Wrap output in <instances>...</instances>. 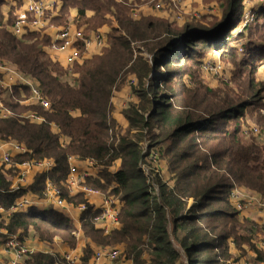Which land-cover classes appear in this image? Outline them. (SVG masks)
<instances>
[{"label": "trees", "instance_id": "1", "mask_svg": "<svg viewBox=\"0 0 264 264\" xmlns=\"http://www.w3.org/2000/svg\"><path fill=\"white\" fill-rule=\"evenodd\" d=\"M216 1L221 10L218 17L206 24L193 21L176 28L158 19L134 22L130 9L115 0H63L60 14L74 9L78 28L96 31L111 24V18L115 21L106 41H110V49L75 63L72 74L77 77L49 58L44 51L49 45L47 38L36 33L14 37L8 30L14 10L6 23L0 11V59L30 76L49 102L48 110L22 106L17 102L21 95L16 92L7 107L15 115L34 110L46 123L0 118V140L24 145L26 153L15 157L19 162L52 159V171L36 176L29 191L42 196L49 179L73 206L85 201L82 195L70 197L65 193L68 158L92 161L100 170L85 185L124 203L121 226L102 238L88 205L80 215L81 230L91 238L99 237V247L123 246L125 258L133 264H231L236 258L230 244L241 251L246 246L255 253L254 261L264 264V250L252 243L257 232H264V226L240 221L229 202L235 188L264 198V144L255 138L246 139L237 121L244 109L257 102L259 82L251 71L245 79L238 74L235 88L226 84L213 89L204 86L199 76L204 56L201 49L227 53L233 62L242 54V67L250 65L254 57L259 58V64L264 63V42L260 41L264 38V7L253 11V23L262 18L256 26L258 40L252 48L246 45L240 51L231 39L243 18V0ZM87 12L92 16L88 18ZM60 19L53 20L59 23ZM242 36L243 30L237 32L236 37ZM133 42H140L148 58L141 52L135 55L130 47ZM79 47L82 51L81 44ZM194 54L196 68L185 70ZM134 56L137 63L127 69L138 66L139 78H150L134 87L138 103L124 112L127 129L123 135H116L112 96L123 84L121 79ZM173 64L180 66L178 73L171 70ZM71 78L74 85L69 84ZM51 124L59 134L51 131ZM154 155L157 165L150 164L149 171L144 170L142 164ZM161 160L169 175L167 181L156 170ZM118 161V169L109 172ZM2 172L0 166V208L6 211L21 193L9 189L10 182ZM37 214L35 207L26 213L0 214V245L14 236L23 239L29 231L43 237L51 231L73 228L62 224L66 220L60 212L42 210ZM90 258H83L82 264H89ZM58 263L65 262L44 253H35L26 262Z\"/></svg>", "mask_w": 264, "mask_h": 264}, {"label": "built area", "instance_id": "2", "mask_svg": "<svg viewBox=\"0 0 264 264\" xmlns=\"http://www.w3.org/2000/svg\"><path fill=\"white\" fill-rule=\"evenodd\" d=\"M174 2L175 0H171ZM0 7L1 16L4 23L7 22L9 13L12 11L13 23L8 26L10 33L17 39H21L29 34L38 33L52 39L48 45V50L52 54L58 55L69 52L65 69L72 72V67L75 63H82L85 60L86 48L93 44L99 50L106 46L107 36L102 32H91L86 34L83 29H71L69 26H64L54 34H48L46 25L55 18L60 17V12L63 5V0H1ZM162 4H156L155 10H161ZM4 9L6 11H4ZM134 21L138 19L137 10H133L130 14ZM178 20L180 17L177 18ZM253 13L244 12L243 18L240 21L241 25L253 21ZM82 45L83 50L80 51L79 45ZM241 51V49H239ZM202 69L206 72L212 71L215 67L208 60H202ZM74 85V81L69 83ZM20 93L21 99L17 102L20 105L29 104L30 106L39 107L43 110H48L49 102L42 95L37 85L33 82L30 76L22 74L17 67L0 59V118L8 119L15 117V113L7 107V104L14 99L15 93ZM26 93V95H24ZM121 106V105H120ZM20 118L31 124L45 123V118L34 110L25 112ZM55 128L54 125H50ZM59 132V131H58ZM259 128L251 126L243 132L244 137H257ZM26 153L24 145L14 142H5L0 140V166L4 169L13 168L16 177L12 185L9 187L11 191H19L20 187L27 184V177L32 171L38 174H48L55 166L52 159L42 160H24L15 162L14 158ZM156 159V155L152 156ZM69 173L65 180V191L73 197L78 194L83 196L84 204L73 206L67 203L63 198L62 190L54 186L47 179L43 191V199L39 196L31 195L29 197L17 198L14 205L8 210L0 208V214L11 215L13 213H26L29 208L35 207L38 210H43V205L58 207L66 211L74 210L75 214L71 220V226L75 227L80 222V215L87 210V206H91V211L95 214L93 222L105 224L111 230L120 228L119 216L124 203L118 197L107 195L99 190L92 189L85 185L89 178H96L94 172V163L90 160L81 161L74 156L68 158ZM85 164L83 168L78 167ZM92 197H98V203L92 201ZM229 202L232 208L240 214L247 208H255L258 212L264 215V198L258 196L254 192L245 189H233L229 195ZM76 222V223H74ZM35 253L49 254L48 252L38 251L37 248L27 245L22 239L16 236L9 238L4 244L0 245V264H26ZM61 259L66 264H80V256L76 251H69L61 254ZM89 264H133L127 260L123 254L122 248L119 247H98L94 250Z\"/></svg>", "mask_w": 264, "mask_h": 264}, {"label": "rangeland", "instance_id": "3", "mask_svg": "<svg viewBox=\"0 0 264 264\" xmlns=\"http://www.w3.org/2000/svg\"><path fill=\"white\" fill-rule=\"evenodd\" d=\"M60 16H61V19L57 22H59V24L62 25L63 27L67 26L65 24V20H66L67 15L66 14L65 15L60 14ZM181 20H182V18H181ZM181 20H179V21H181ZM254 21L255 20L247 22L245 25H241L239 23L237 28H236V31H234L232 33L234 38L231 39V42L234 46H238V49L241 47L245 48L246 45H249V48H252L254 46L253 45L254 40H258L256 38L258 35V29L256 28V26H258L262 22V18L260 19L259 22L253 23ZM263 21H264V18H263ZM205 23H208V21ZM185 24H186V22L183 23L181 26H184ZM249 24H251V25L247 29H244ZM55 25H56L55 22L50 21L46 25V30L51 29L52 26H55ZM176 28H180V27H178L176 25ZM242 30H243V36L241 38L236 37L237 32H239V31L241 32ZM86 32H89V31H86ZM93 32H95V31H93ZM36 34H38V33H36ZM249 39H250V42H249ZM261 39L262 40H260V41L264 42V38H261ZM130 47L133 49L135 55L139 52L137 50V48H141L142 51H144L143 48L141 47L140 42H133L130 45ZM196 47L198 48V46H196ZM108 49H110V41L109 40H108L106 46L100 51V54L104 53ZM201 52L204 53L202 60H208L215 67L214 70L208 71V72L204 71L201 67V70L199 72V76H200L202 84L206 87L216 89L218 87H222L223 85L227 84L228 86L235 88L234 82L236 81L239 73L242 74V78L245 79L248 72H251V71L254 72V77L259 82L258 83V86H259L258 89L261 91H259V93H258V97L256 98L257 102L255 103V105L252 107H248V108L244 109L241 117L237 121L240 122L241 125L243 126V129H242L243 132L245 130H247L248 128H250L251 126L258 127L260 130L259 135L257 137L250 136L247 139L255 138L258 142L264 144V81H262L260 79V75L264 73V70L259 69V67H260L259 58L254 57L252 59V61H250V65H247L246 67H242L241 63H240V58H241L242 54L238 55L237 60L235 62H233L232 60H230V57L226 56L227 53H226V55H221L222 51H220V52H204L201 49ZM245 53H246V51L243 54H245ZM135 58H136V56L133 57V59L130 61V63L126 67V71L123 75V78L121 79L123 84L121 85V87L117 88L113 92V96H112V106H113L112 116H114L115 113L119 114V116H117L116 119L114 118L116 121V125L113 126V131L116 135H123L124 131L127 129V122L123 116L124 112L128 109L129 105L138 103L136 95L133 91L134 87H136L138 85L140 86V84H142V83L146 84V82H148L149 78H150V77H148L147 79H145V78L140 79L139 78L140 69L138 68V66H137V68L135 67V69L133 68L134 70L133 69H127L132 63H137ZM196 60H197L196 54L192 55V58L187 60V63H186L187 66H186L185 70L196 68L193 65ZM202 60H201V66H202ZM234 64L236 65V67H234ZM170 68L174 72L178 73L180 66L173 64L170 66ZM161 70L164 71V68L163 69L161 68ZM70 74H72V72ZM72 76L77 77L76 73L72 74ZM64 80H66V79H64ZM69 80H72V78ZM232 80H233V83H232ZM70 82H72V81H69V83ZM23 160H21V161H23ZM155 160L149 159L147 161L148 163L142 164V168L146 171H149V165L150 164H154L155 166L157 165L156 163H154ZM14 161L19 162L15 158H14ZM119 166H120V161L116 162L113 166V169H109V172H113L114 170L118 169ZM3 169H4V167H3ZM99 170L100 169H98V168H94V172L96 173V177H97V172ZM156 170L159 173L161 170L164 171V174L161 176V178L164 179L165 181L169 180V176L166 172L165 162L163 160L158 162V166H157ZM5 173L7 174V176H9L11 181L16 177V173H15V170L13 168H10V169L5 168ZM36 176H38V174H36ZM32 184L33 183L26 184L25 186L20 187L19 192L21 193V195L18 197L19 199L33 195V193H30L31 191H29V187ZM100 192H102V191H100ZM65 193H66V191H65ZM102 193H104V192H102ZM39 197L43 199V195L39 196ZM79 199H82V198L79 197ZM50 210L55 211V212H60V215L62 217H64L66 220V221H62V224L64 226H67V227L71 226L72 221L68 220L67 218H72V216L75 214L74 210H70L66 213L65 210L60 209L58 207H53V206H44L43 207V211H50ZM41 214H42V211L38 210L37 215H41ZM94 226L98 230L103 232V235L101 236L102 238L105 237L107 234H110L113 231V230L109 229V227H107L105 224H102V223H96L95 222ZM24 237L30 238L31 240H33L34 245H36V248L38 251L48 252L49 254H53V255H56L58 257H60L61 254L65 253V252L76 251L78 256H80V264H82L83 258L88 257V259H89L91 257V255L93 254L94 250L96 248H98L99 246H102L101 245L102 241L99 237L91 238L81 230V222H79L77 224V227L75 226V227L71 228V230H69V228H68V230L58 229L57 231H54V232L51 231L50 234H44L43 237H40L39 234H37L33 231H29ZM257 239H258V237H257ZM108 247H119V248L124 249V247L121 245H118V246L111 245ZM230 249H231V251L236 250L232 244H230ZM236 251L238 252V255H240V256L246 255V252L244 250L241 251V250L237 249ZM58 264H61V263H58Z\"/></svg>", "mask_w": 264, "mask_h": 264}, {"label": "crops", "instance_id": "4", "mask_svg": "<svg viewBox=\"0 0 264 264\" xmlns=\"http://www.w3.org/2000/svg\"><path fill=\"white\" fill-rule=\"evenodd\" d=\"M115 1L123 4L127 8H129L130 14L133 10H137L139 17H138V19L134 20V22H137V23H139V22L151 23L152 19H158V20L165 21L168 25H172V26L177 25L178 27H182L181 25L185 22H186V24H188V23H191L193 21H200L201 23L206 24L205 22L211 20L213 17H218L221 14L220 6L216 0H175L174 2H172L171 0H115ZM158 3L159 4L163 3L161 10H155V5ZM242 7H243L244 12H249L252 14L254 10H259L260 8L264 7V0H243ZM4 11H6V10L4 9ZM92 14H93L92 12H87V17L88 18L91 17ZM76 15H77V12L74 9H70L68 14H67L65 24L67 26L71 27V29L76 28V29L86 30V28L84 26L78 28V25L75 22ZM178 17H180L179 20H181V18H182V20L179 21L177 19ZM51 22H55V21L52 20ZM113 26H115V21L111 18V24L103 25L102 27L96 29L95 32L99 31V32L105 33V35L107 36ZM62 27H63L62 25H60L59 23H56V25L52 26L51 29H48L47 32H48V34H54L56 32V30H58ZM91 32H93V31L85 32V33L89 34ZM43 37H45L49 40V44H50V42H52L51 38L46 37V36H43ZM137 50L139 52H141L140 53L141 56H143L144 58H148V55L144 54L141 48H137ZM44 51L46 52V54L49 56V58L53 62L57 63L60 67L65 69V63H66V59H67L69 52L55 55V54H52L51 52H49L48 46H46L44 48ZM100 51L101 50H99L97 47H95L93 44H91L86 48V50L84 52V54L86 55L84 59L85 60L90 59L96 55H99ZM259 69L264 70V63L263 62H261ZM260 79L262 81H264V73L260 75ZM22 106H29L30 107L29 104H25ZM25 112H27V111H25ZM25 112H23L19 115L16 114L15 117L20 118V116L23 115ZM73 115H78V114H77V112H73ZM117 116H119V114L115 113L113 118L116 119ZM12 118H14V117H12ZM51 131L54 134H59L58 129L56 127L55 128L51 127ZM61 141H64V138H61ZM84 165L85 164H81L78 167L83 168ZM111 169H113V167ZM166 172H167V169H166ZM2 174H3L4 178L10 182V186H11L12 183L14 182L15 178L11 181L9 176H7V174L5 173V169H3ZM36 174H38V172L32 171L28 175L27 184H31L34 182V178H35ZM163 174H164V171L161 170L160 176H162ZM79 195H81V194H78L76 196L78 197ZM33 196H35V195H33ZM91 199L94 203H98L100 200L98 197H96V198L92 197ZM43 206H45V205H43ZM239 220L240 221H244V220L252 221V222H255L259 225L264 226V215L262 213L258 212L255 208H251V207L245 209L244 212L239 215ZM74 223H76V222H74ZM76 227H77V224H76ZM257 237H258V239H257ZM22 241H24L25 244L31 245L32 247L36 248V245H34V241L31 240L30 238L24 237L22 239ZM252 243L255 246V248H257L259 250H264V232H257L255 239L252 241ZM243 248L246 252L245 256L238 255V252L236 250L232 251V254L234 255V257L236 259L231 264H260V263H256L254 261L255 253L253 251H249L248 249H246L247 248L246 246H244ZM0 258H2L1 254H0Z\"/></svg>", "mask_w": 264, "mask_h": 264}]
</instances>
